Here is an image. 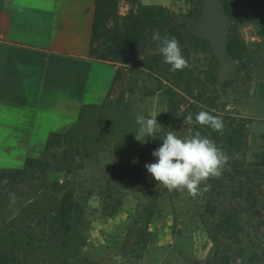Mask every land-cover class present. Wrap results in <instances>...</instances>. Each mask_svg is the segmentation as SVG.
Returning <instances> with one entry per match:
<instances>
[{
	"label": "rangeland",
	"instance_id": "rangeland-1",
	"mask_svg": "<svg viewBox=\"0 0 264 264\" xmlns=\"http://www.w3.org/2000/svg\"><path fill=\"white\" fill-rule=\"evenodd\" d=\"M197 2L154 0V6L166 9L169 24L178 27V33L183 25L188 33L183 21L200 17L202 6L198 15L190 16ZM139 3L121 0L119 14H128ZM226 13L231 42L244 46V52L239 59L233 56L239 67L222 88L216 87L221 97L212 105L217 112L225 110L247 121L246 154L253 163L264 152V44L249 12ZM182 47L188 51L182 54L193 73L191 82L198 87H193V95H185L189 103L185 101L181 111L191 103L199 111L203 105L200 92L205 84L210 85L206 79L210 58L202 46L187 41ZM156 51L153 47L137 53L130 62H102L111 72L108 84L95 102L73 111L61 124H54L48 115L31 119L34 128L24 139L25 151L17 148L9 161H0V169H24L27 160L33 161L18 192L0 194V259L16 256L31 264L52 259L67 264L65 257L72 255L68 264H205L213 243L202 220L203 203L186 190L157 187L146 170H135L143 176H131L132 159L162 143L166 90L173 82L161 80L160 71L169 75L170 68L154 65ZM192 115L177 119L175 135H181L178 127L191 128L187 120ZM137 117L156 119L158 124L151 136H138L142 142L135 136ZM181 139L186 137L182 134ZM67 191L74 195L78 212L73 214L72 240L61 233L41 238L35 217L58 209ZM68 247L71 254L64 252Z\"/></svg>",
	"mask_w": 264,
	"mask_h": 264
},
{
	"label": "trees",
	"instance_id": "trees-1",
	"mask_svg": "<svg viewBox=\"0 0 264 264\" xmlns=\"http://www.w3.org/2000/svg\"><path fill=\"white\" fill-rule=\"evenodd\" d=\"M120 1L96 0L90 58L98 62L117 64L123 61L130 62L137 53L141 54L153 47H157L158 50L159 42L152 39L153 33L156 32L161 37L174 36L181 48L187 41L203 47L207 57L210 58V72L209 75L206 74L210 85L205 84L207 87L200 92L203 105L199 111L192 103L188 104L189 101L186 99V96L193 95V87L197 86L191 82L193 73L188 67L176 72L168 71L169 75L166 71H160L164 78L161 79L163 82H173L166 90L168 112L163 137L168 132L176 130L175 124L178 118L187 119V115L193 114L191 128L178 127L179 134H183L186 139L197 133L201 137H207L229 157L228 164L223 168L221 175L215 178L210 177L206 182H202L198 194L195 195L204 205L202 220L209 239L213 243V250L205 264H264L262 243L264 240V152L257 154L253 163L248 162L247 121L232 116L228 111L214 110L212 103L221 97L219 91L216 90L219 86L220 61L216 58L211 45L183 31L184 25L181 27L182 32L178 33V27L169 24L165 8L154 5L144 6L139 3L133 6L128 14L122 16L119 14ZM223 2L226 5V11L230 14L249 12L264 44V0H223ZM202 5V0H198L196 9L190 16L198 15ZM110 24H112L111 27H109ZM102 39H105L104 42H101ZM243 50L244 46L238 45L236 40L229 45V51L236 59L240 58ZM181 51L188 54L186 49ZM153 63L158 69H161L160 63L170 68L169 65L163 63L158 51L154 54ZM183 87H186L185 92L182 91ZM179 90L181 91L178 93ZM208 100L212 102L209 104ZM185 101L188 102L186 104L189 107L182 112ZM201 111H207L219 117L222 121V129L216 131L196 123L195 117ZM181 125L180 123L178 126ZM182 129L185 133L181 131ZM181 135L177 136L181 138ZM157 148L149 147L132 159L131 176H143V172L137 173L135 170L145 171L146 164L154 163L152 152ZM32 162L31 159L27 160L24 169H0V194L17 193L23 178L27 175V169L33 167ZM204 188L207 190L204 191ZM73 201L74 195L67 191L58 209L35 217L41 228V233H39L41 238L46 239L49 235L53 237L61 233L66 240H72L73 214L78 213ZM64 252L71 254L72 248H65ZM65 258H67L65 259L67 264L68 261L73 260L72 255ZM0 262L2 264H31L16 256L9 261L1 258ZM58 262L52 259L43 263L59 264Z\"/></svg>",
	"mask_w": 264,
	"mask_h": 264
},
{
	"label": "crops",
	"instance_id": "crops-1",
	"mask_svg": "<svg viewBox=\"0 0 264 264\" xmlns=\"http://www.w3.org/2000/svg\"><path fill=\"white\" fill-rule=\"evenodd\" d=\"M95 8L96 0H0V161L25 151L33 117L59 125L108 84V65L90 58Z\"/></svg>",
	"mask_w": 264,
	"mask_h": 264
},
{
	"label": "clouds",
	"instance_id": "clouds-1",
	"mask_svg": "<svg viewBox=\"0 0 264 264\" xmlns=\"http://www.w3.org/2000/svg\"><path fill=\"white\" fill-rule=\"evenodd\" d=\"M152 39L159 42L158 54L163 63L170 66V71L176 72L187 67L179 41L174 36L161 37L156 32L153 33ZM187 122H193L191 116ZM195 122L216 131L223 127L220 118L207 111L199 112ZM137 124L139 128L135 136L138 141H141L138 139L139 135L151 136L154 126L158 125L156 119L145 120L142 117H137ZM174 133L175 131H170L161 139V146L152 152L155 162L146 164L145 169L157 182V187L163 186L169 191L186 190L195 196L202 182L221 175L229 157L209 138L201 137L198 133L188 139H181ZM203 190L206 191L207 188Z\"/></svg>",
	"mask_w": 264,
	"mask_h": 264
},
{
	"label": "water",
	"instance_id": "water-1",
	"mask_svg": "<svg viewBox=\"0 0 264 264\" xmlns=\"http://www.w3.org/2000/svg\"><path fill=\"white\" fill-rule=\"evenodd\" d=\"M183 22L186 24L188 34L210 42L220 61L219 86L222 88L223 82L231 80L239 67V63L229 51L230 20L222 0H203L200 17L187 18Z\"/></svg>",
	"mask_w": 264,
	"mask_h": 264
}]
</instances>
